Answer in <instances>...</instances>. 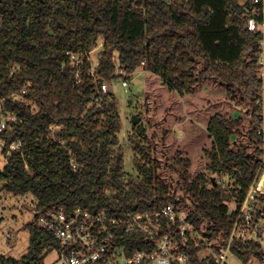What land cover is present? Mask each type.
I'll list each match as a JSON object with an SVG mask.
<instances>
[{
	"label": "trees",
	"instance_id": "1",
	"mask_svg": "<svg viewBox=\"0 0 264 264\" xmlns=\"http://www.w3.org/2000/svg\"><path fill=\"white\" fill-rule=\"evenodd\" d=\"M245 1L0 0V104L18 118L2 138L22 143L0 169V192L36 202L33 221L23 225L27 254L0 257L1 264H44L58 243L39 218L59 209L125 219L180 206L207 238L227 243L249 187L264 172L260 37L247 28ZM100 41L93 70L90 55ZM141 67L182 97L218 84L242 110L209 119L206 172L192 175L180 151L158 161L139 138L130 139L139 177L125 172L118 102L102 85L129 81ZM133 131L144 136L141 122ZM213 176L230 183L215 187ZM143 240L127 235L122 244L130 253L143 249ZM233 251L264 264L256 245L234 243Z\"/></svg>",
	"mask_w": 264,
	"mask_h": 264
},
{
	"label": "built area",
	"instance_id": "2",
	"mask_svg": "<svg viewBox=\"0 0 264 264\" xmlns=\"http://www.w3.org/2000/svg\"><path fill=\"white\" fill-rule=\"evenodd\" d=\"M244 5L247 28L260 37L257 76L261 97L256 105L262 109L264 143V0H246ZM122 86L128 88V82L123 81ZM102 92H108L106 84L102 85ZM24 93L14 94L13 100L21 99ZM17 121L16 114L7 111L4 102L0 104V149L8 146L2 138L4 130ZM21 148L20 142L10 144L5 157ZM257 179L240 205L225 245L207 238L188 221L180 206L168 205L158 212L137 213L125 219L110 217L104 211L92 214L77 210L68 216L64 209H59L39 218V226L48 229L58 243L46 250L44 264L51 256L57 257L52 264H262L257 258L241 260L233 251V244L239 243L256 245L264 252V174L259 182ZM216 180L224 186L223 177ZM162 218L168 223L158 222ZM127 235L143 237L144 248L129 253L122 244ZM9 239L7 235L5 242Z\"/></svg>",
	"mask_w": 264,
	"mask_h": 264
},
{
	"label": "rangeland",
	"instance_id": "3",
	"mask_svg": "<svg viewBox=\"0 0 264 264\" xmlns=\"http://www.w3.org/2000/svg\"><path fill=\"white\" fill-rule=\"evenodd\" d=\"M101 47L102 41L90 55L93 70L97 67ZM124 77L112 84H104L118 102L122 121L119 139L125 150V172L129 176L139 177L133 163L135 154L131 151V138L143 141L158 161H164L166 157H172L180 151L189 159L192 175L206 172L208 159L205 150L212 148V139L207 132L209 119L218 113L238 117L242 111L228 101L225 89L213 82H206L194 94L182 97L158 76L142 67L127 81L128 88L122 86ZM133 116L141 119L144 136L133 131ZM6 164L7 158L0 151V169ZM263 174L259 173L255 180L258 178L259 182ZM218 177L222 176L212 178L216 180ZM224 180V185L230 183L226 178ZM35 204L33 196L22 198L0 192V256L19 260L27 254L29 234L23 225L33 221ZM7 235L10 239L5 242ZM56 259V256L48 257L46 264H52Z\"/></svg>",
	"mask_w": 264,
	"mask_h": 264
},
{
	"label": "water",
	"instance_id": "4",
	"mask_svg": "<svg viewBox=\"0 0 264 264\" xmlns=\"http://www.w3.org/2000/svg\"><path fill=\"white\" fill-rule=\"evenodd\" d=\"M141 122V119L136 117V116H133L132 118V124L133 125H138L139 123ZM211 182L213 183V185L216 187L218 185V183L216 182L215 178H212L211 179ZM0 188H1V184H0Z\"/></svg>",
	"mask_w": 264,
	"mask_h": 264
},
{
	"label": "crops",
	"instance_id": "5",
	"mask_svg": "<svg viewBox=\"0 0 264 264\" xmlns=\"http://www.w3.org/2000/svg\"><path fill=\"white\" fill-rule=\"evenodd\" d=\"M146 71V70H145ZM134 77V76H133ZM133 79V78H132Z\"/></svg>",
	"mask_w": 264,
	"mask_h": 264
}]
</instances>
